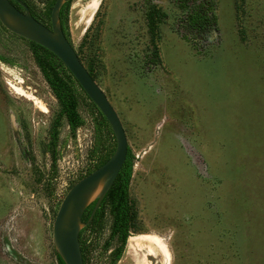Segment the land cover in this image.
Instances as JSON below:
<instances>
[{"label":"rangeland","instance_id":"374dc122","mask_svg":"<svg viewBox=\"0 0 264 264\" xmlns=\"http://www.w3.org/2000/svg\"><path fill=\"white\" fill-rule=\"evenodd\" d=\"M22 1L47 24L54 0ZM66 1L68 42L133 157L134 227L115 264H264V0H210L214 20L199 31L186 15L200 0ZM151 8L165 16L153 35ZM167 34L189 47L160 44L169 95L148 63ZM0 57V264H57L52 220L95 165V115L80 99L82 125L71 133L29 43L1 25ZM180 123L191 127L188 152ZM104 133L99 146L114 148ZM110 224L105 209L82 234L87 264H110Z\"/></svg>","mask_w":264,"mask_h":264},{"label":"water","instance_id":"95a60500","mask_svg":"<svg viewBox=\"0 0 264 264\" xmlns=\"http://www.w3.org/2000/svg\"><path fill=\"white\" fill-rule=\"evenodd\" d=\"M22 11L10 0H0V25L9 33L34 43L51 53L71 75L77 86L104 118L114 139V149L99 167L77 180L62 198L51 224L55 253L63 264H83L78 234L92 218L103 196L124 163L127 143L120 120L104 93L78 60L58 23L64 0H54L49 12V27L37 22L28 8L18 0ZM94 201L88 221H81L85 208Z\"/></svg>","mask_w":264,"mask_h":264},{"label":"trees","instance_id":"16d2710c","mask_svg":"<svg viewBox=\"0 0 264 264\" xmlns=\"http://www.w3.org/2000/svg\"><path fill=\"white\" fill-rule=\"evenodd\" d=\"M18 1L23 3L22 0H18ZM200 1H202V3H198L196 5L192 4L186 15L188 23L192 27H201L203 24L209 22L208 17H210V20L212 21L214 20V16H213L214 8L212 1L210 0H200ZM11 3L18 10H22L20 6L16 4L14 1H11ZM68 6H69V2L66 1L64 4L61 5L58 12L59 27L67 41H68V37H67L68 33H67L66 20H67ZM30 14L37 22H39L43 26L47 27L46 25L49 24V16L46 17L47 20V24H46L44 20L37 18L31 11ZM164 17H165L164 14L160 13L155 8H151L147 12V14L145 15V22H146L145 24L147 26V31L150 35H153L155 33V30L157 29V24ZM28 43L30 45V52L34 60V63L59 106L58 118H63L65 120V123L69 131L72 133L76 128L82 125V120L76 111L77 104L80 99L88 101L89 108L91 112L95 115L94 130H95L96 138H95V146H94V156L96 157V162L93 169L86 173L88 174L97 167H99L101 164H103L113 152L114 149L113 145L111 147L104 145L99 146L98 134L99 131L101 132V130L105 131L103 136H105V138L107 137L106 140H109L113 143L114 139L109 130V127L107 126L104 118L101 116L99 111L83 94V92L77 86V84L75 83L71 75L67 72V70L63 67V65L51 53H49L45 49L41 48L40 46L34 43L31 42ZM148 59L152 63L158 64V55H157L156 46L152 47V51L148 55ZM0 61H5V60L0 57ZM87 72L89 76L92 78L90 71ZM57 125H58V119H56L52 124V128H51L52 139H54L56 135ZM132 159L133 157L127 148L123 165L121 166L118 174L116 175L112 185L110 186V188L107 190L102 200L100 201L90 221H88V218L93 208L94 201L91 202L85 208L82 214L81 221L83 223L88 221L86 226L81 228L78 234V243H79L83 264H87V258H86V248L82 240V234L88 228L94 229L95 227H100V221L101 218L103 217L105 209H108V214L110 215L111 218L108 242L110 240L115 239L116 242L118 243V247L113 249L110 253V264H115V262L119 259L121 255L125 240L130 230L134 227L133 220L135 214L134 211L132 210L131 205L129 204L128 192H127L128 183L131 176ZM108 242L105 244L104 248L108 246ZM55 258L57 264H63L56 253H55Z\"/></svg>","mask_w":264,"mask_h":264},{"label":"crops","instance_id":"0c3cea01","mask_svg":"<svg viewBox=\"0 0 264 264\" xmlns=\"http://www.w3.org/2000/svg\"><path fill=\"white\" fill-rule=\"evenodd\" d=\"M165 37H167V38L169 37V38L175 39L177 41H181L186 46H187L188 43L184 39L178 38V37H176V35H173V34H167L166 36H161L160 41L158 39V42H159L158 43L159 44L158 45V47H159L158 48L159 49L158 67H159V71L161 72V73L159 72L158 80H159L160 85L164 86V89H165L164 94L167 95L168 92L166 91L167 84H166L165 79L166 78L169 79L172 75L169 72V70L166 69V66L163 65L164 63H163L162 58L160 56V44H161L162 40L166 39ZM156 48H157V45H156ZM157 55H158V51H157ZM180 125H181L180 129L185 132V133L183 132V134L180 136V138H181V146L186 152H188V151H190L189 144L191 143L192 145H194V143L192 141L190 142V140H191L190 138H193V136H191V132H190V128L191 127H188L187 123H180Z\"/></svg>","mask_w":264,"mask_h":264},{"label":"flooded vegetation","instance_id":"af4514ba","mask_svg":"<svg viewBox=\"0 0 264 264\" xmlns=\"http://www.w3.org/2000/svg\"><path fill=\"white\" fill-rule=\"evenodd\" d=\"M10 2H11V0H10ZM22 3V2H21ZM24 4V3H23ZM25 5V4H24ZM15 7V6H14ZM16 8V7H15ZM21 8V7H20ZM17 9V8H16ZM20 11H22V10H20ZM208 20H210V18L208 17ZM206 26H208V23H205V24H203L201 27H193L194 28V30H203ZM182 39H184V40H186V42H188L187 41V39L186 38H182ZM191 46H192V44H191ZM148 63L149 64H154V63H152L149 59H148ZM153 66H155V65H153Z\"/></svg>","mask_w":264,"mask_h":264},{"label":"built area","instance_id":"2783aa9c","mask_svg":"<svg viewBox=\"0 0 264 264\" xmlns=\"http://www.w3.org/2000/svg\"><path fill=\"white\" fill-rule=\"evenodd\" d=\"M199 3H202V1H199ZM194 41V40H193Z\"/></svg>","mask_w":264,"mask_h":264}]
</instances>
